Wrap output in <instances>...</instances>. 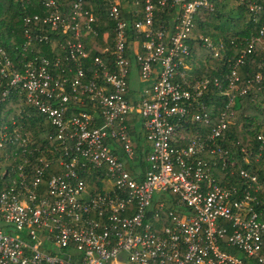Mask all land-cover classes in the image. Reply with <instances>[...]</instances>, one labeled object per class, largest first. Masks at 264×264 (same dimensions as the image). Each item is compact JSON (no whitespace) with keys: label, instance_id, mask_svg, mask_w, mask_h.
<instances>
[{"label":"built area","instance_id":"built-area-1","mask_svg":"<svg viewBox=\"0 0 264 264\" xmlns=\"http://www.w3.org/2000/svg\"><path fill=\"white\" fill-rule=\"evenodd\" d=\"M39 1L43 13L24 17L27 40L14 47L17 61L0 42V102L18 93L44 117L53 128L52 145L45 146L52 155L29 166L28 135L0 127V264H264L257 175L240 169L239 186L222 185L215 175L236 165L218 141L236 96L264 90L262 74L240 84L237 73L255 46L264 55V24L245 39L223 84L194 75L187 61L194 15L206 0H144L133 34L122 9L136 11L139 0H105L113 22L109 39L89 0ZM155 3L175 8L171 22L155 25ZM246 5L256 19L261 5ZM52 34L63 59L28 57L33 41ZM199 39L219 56L209 38ZM93 49L100 54L90 60ZM210 85L227 100L209 130L188 132L190 123H211L203 101ZM133 113L148 147L140 179L126 167L135 158L125 122ZM18 140L24 155L6 167L5 160L15 161ZM52 167L58 171L48 174ZM85 174H94L101 187Z\"/></svg>","mask_w":264,"mask_h":264},{"label":"trees","instance_id":"trees-1","mask_svg":"<svg viewBox=\"0 0 264 264\" xmlns=\"http://www.w3.org/2000/svg\"><path fill=\"white\" fill-rule=\"evenodd\" d=\"M22 1L26 0H0V42L6 47L15 61L19 57L17 54L19 51L14 49V47L23 45L27 40L23 33L24 17L36 12L43 13L39 0H31V4L26 6L21 4ZM249 1L261 5L256 19L253 18L246 5L247 0H245V3H242L241 0H206V5L200 6L194 15L190 37L187 40L189 47L187 61L191 64V73L202 77L215 76L223 84H226L224 76L230 73L232 61L245 49V39L252 34H257L261 25L264 24V0ZM88 2V4L91 3L94 11L97 10L96 14L102 22V29L108 32L109 39L113 22L107 16L105 8L107 2L105 0H89ZM230 2L233 3V7L229 5ZM143 4L144 0H139L136 11L133 9H122V18L128 23L130 34H133L131 30L133 24L143 17ZM174 12L175 8L170 7L169 4L161 6L155 3V25L160 22L165 24H168L169 21L171 22ZM129 36V40L134 39V36ZM199 36L209 38L219 48V56H214L213 51L207 50ZM55 38L54 34H52L47 41H33L28 51V57L33 58L43 55L50 60H54L57 56L63 59L64 52L58 45V41H55ZM139 38L142 39L143 36L140 35ZM98 41L102 44L107 42H103L101 37ZM110 44V41H108V45ZM202 50H205L206 53H203ZM98 54H100V50L93 49L90 52L91 57L89 59L92 60ZM245 56V62L237 66L240 84L246 79L254 77L257 73L264 76V55L261 48L255 46ZM2 82L0 84H4V81ZM1 90L2 86H0V92ZM226 100V96L220 94L219 90L210 85L207 94L203 97V101L207 106V110L211 113V123L209 125L190 123L187 131L194 133L200 128L205 131L209 130L215 124L217 114ZM263 102L264 90L262 89L236 96L232 107L234 113L231 115L224 131V138H218L221 146L229 149V157L227 159H233L236 165L232 168L226 166L225 169L219 167L220 169L215 170V175L222 185L239 186L240 178L238 172L240 169L256 174L262 186L259 191L262 197L264 196V168L262 166L264 164ZM12 120L15 121L14 124ZM125 122L127 124V133L131 136L135 148V158L132 161H127L126 167L130 173L137 174V178L140 179V171L144 166V156L148 147L144 144L142 133L138 126L140 117L135 113L128 114ZM3 125H7L10 132L15 128V134H18L19 138L28 135L33 142L31 143L30 141L27 146V149L30 150V152L26 153L27 157L30 158L29 166H36V159L41 155L49 157L52 155L48 153L45 146L49 147L52 145L48 140V135L53 134V128L42 115L34 111L22 100V95L11 93L6 100L0 102V127ZM258 136H261V138L258 139ZM19 142L18 140L13 146V149L18 152L15 161L10 160V158L5 160L4 165L6 167H10L14 162L18 163L21 161L24 154L21 151L23 147L19 146ZM260 146H262V149H259ZM34 147H37V149H34ZM241 148H244L247 154L242 152ZM258 152H260V155L256 159ZM246 155L249 157L248 161L244 159ZM207 160L211 162L210 158ZM218 163L220 164V159ZM26 169L28 170L29 167L26 166ZM231 170L233 171L232 173H230ZM55 171H58V167L49 169L48 174ZM93 176L94 174L92 176L89 175V177L85 174V178L91 185L95 188L101 187V184ZM45 182L44 179V184Z\"/></svg>","mask_w":264,"mask_h":264},{"label":"rangeland","instance_id":"rangeland-1","mask_svg":"<svg viewBox=\"0 0 264 264\" xmlns=\"http://www.w3.org/2000/svg\"><path fill=\"white\" fill-rule=\"evenodd\" d=\"M229 5H231L232 7L234 6L232 2H230ZM202 52H203V53H206L205 50H202ZM133 80H135V82H133V84H135V85H131V87H130V93H132V95L135 96L136 88L138 87L137 90H139V88H140L139 80H138V78H137V75H135V78H134ZM133 80H131L130 83H131ZM133 89H135V90H133ZM232 121H233V120H232ZM138 126H139V129L141 130V120H140ZM246 160H249V157H246Z\"/></svg>","mask_w":264,"mask_h":264},{"label":"crops","instance_id":"crops-1","mask_svg":"<svg viewBox=\"0 0 264 264\" xmlns=\"http://www.w3.org/2000/svg\"><path fill=\"white\" fill-rule=\"evenodd\" d=\"M134 78H135V74H134ZM133 82H135V80H133L131 83H130V87H131V85H135V84H133ZM138 88V87H137ZM137 88H136V91H137ZM133 90H135V89H133Z\"/></svg>","mask_w":264,"mask_h":264}]
</instances>
